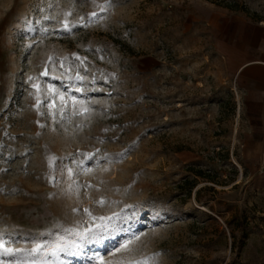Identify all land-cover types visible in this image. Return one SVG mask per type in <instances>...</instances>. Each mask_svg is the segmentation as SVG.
Wrapping results in <instances>:
<instances>
[{"label": "rangeland", "instance_id": "1", "mask_svg": "<svg viewBox=\"0 0 264 264\" xmlns=\"http://www.w3.org/2000/svg\"><path fill=\"white\" fill-rule=\"evenodd\" d=\"M214 7L249 11L0 0V264H264V153Z\"/></svg>", "mask_w": 264, "mask_h": 264}, {"label": "crops", "instance_id": "2", "mask_svg": "<svg viewBox=\"0 0 264 264\" xmlns=\"http://www.w3.org/2000/svg\"><path fill=\"white\" fill-rule=\"evenodd\" d=\"M239 1L249 13L214 7L206 20L224 73L234 78L241 98L251 129L247 138L264 153V0Z\"/></svg>", "mask_w": 264, "mask_h": 264}, {"label": "snow or ice", "instance_id": "3", "mask_svg": "<svg viewBox=\"0 0 264 264\" xmlns=\"http://www.w3.org/2000/svg\"><path fill=\"white\" fill-rule=\"evenodd\" d=\"M65 27H67V25H65ZM46 74V73H45ZM85 111H86V109H85ZM39 245H37V248H35V249H33V251L35 252V251H37L38 249H39ZM0 248H3L4 249V252L6 253V254H10L13 250L12 249H10V248H4V245L2 244V243H0ZM124 248L125 249H127L128 248V244H125L124 245Z\"/></svg>", "mask_w": 264, "mask_h": 264}]
</instances>
